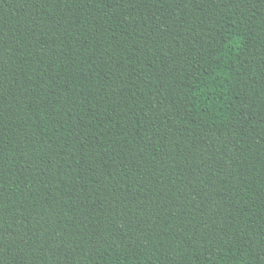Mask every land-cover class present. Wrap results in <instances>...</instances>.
I'll use <instances>...</instances> for the list:
<instances>
[{"label":"trees","instance_id":"16d2710c","mask_svg":"<svg viewBox=\"0 0 264 264\" xmlns=\"http://www.w3.org/2000/svg\"><path fill=\"white\" fill-rule=\"evenodd\" d=\"M0 264H264V0H0Z\"/></svg>","mask_w":264,"mask_h":264}]
</instances>
